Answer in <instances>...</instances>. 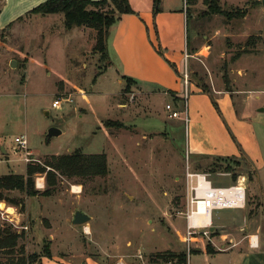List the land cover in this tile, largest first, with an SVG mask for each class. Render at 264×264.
I'll list each match as a JSON object with an SVG mask.
<instances>
[{
  "label": "rangeland",
  "instance_id": "rangeland-1",
  "mask_svg": "<svg viewBox=\"0 0 264 264\" xmlns=\"http://www.w3.org/2000/svg\"><path fill=\"white\" fill-rule=\"evenodd\" d=\"M43 1L0 2V175H25L27 163L76 149L105 153L109 171L88 178L58 176L50 196L0 189L5 198L0 227L23 233L20 253H41L46 241L52 257L43 264H91L88 258L94 264H180L160 257L167 251L186 252L184 264H220L226 261V254L216 256L225 247L220 233L200 217L199 226L189 228V187L197 182L189 173L202 174L215 186L244 177L247 216L259 220L264 244V169L256 171L244 157L194 160L185 102L162 96L148 104L137 88L123 90L116 68L95 49L96 30L67 29L63 13L29 12ZM133 3L137 8L146 1ZM168 3L185 16L180 35L173 32L178 44L203 51L188 68L210 93L232 91L239 116L253 123L264 153L263 0H219L221 10L246 12L234 19L204 15L205 0L191 6L186 0ZM89 8L109 12L114 6ZM56 99L64 100L59 108L53 107ZM118 119L129 127L107 124ZM52 127L61 134L48 139ZM21 136L27 137L28 154L16 142ZM35 188H47L46 173L35 175ZM76 209L90 221L73 224ZM8 257L0 253V262Z\"/></svg>",
  "mask_w": 264,
  "mask_h": 264
},
{
  "label": "crops",
  "instance_id": "crops-1",
  "mask_svg": "<svg viewBox=\"0 0 264 264\" xmlns=\"http://www.w3.org/2000/svg\"><path fill=\"white\" fill-rule=\"evenodd\" d=\"M143 1L146 4L136 8L133 0H129L134 13L120 15L110 29L108 54L119 82L124 84L122 89L127 86L125 77H129L134 80L130 89L137 88L149 100L148 104L162 96H169L176 104L185 102L189 152L194 155V160L244 157L256 171L264 169V153L253 123L239 116L232 91L216 88V95L204 91L198 74L191 71L190 66L188 68L189 60L202 55L203 51H192L186 43L180 46L177 37L173 36L175 30L180 35L185 17L182 10L171 6L168 0H161L159 10L155 11L154 0ZM185 74L188 75L187 82ZM120 107L128 108V104L120 103ZM179 117L180 114L173 119ZM121 123L129 127L123 121ZM246 209L245 206L215 209L209 215V222L200 217L203 224L211 223L218 231L216 233H220V240L224 241V249L216 253L218 258L223 255L220 253L226 254V261H219L220 264H264L259 220L249 218ZM88 259L91 264L96 263ZM46 261L47 257H43L42 264Z\"/></svg>",
  "mask_w": 264,
  "mask_h": 264
},
{
  "label": "trees",
  "instance_id": "trees-1",
  "mask_svg": "<svg viewBox=\"0 0 264 264\" xmlns=\"http://www.w3.org/2000/svg\"><path fill=\"white\" fill-rule=\"evenodd\" d=\"M187 5H195L198 0H186ZM3 2V0H0ZM161 0H154V10H159ZM219 0H205L208 5V10L204 15L222 14L229 19L243 18L246 14L243 10H235L234 12H226L219 7ZM113 5L114 8L109 12H102L99 10L90 9L89 7L103 8L106 5ZM187 6L188 18L191 16ZM30 13H63L65 17V26L71 30L74 27L86 26L96 30V44L95 49L102 52L103 55L109 59L107 42L110 34V29L116 23L119 16L126 13H134L129 0H46L35 6ZM1 13V8H0ZM110 60V59H109ZM127 86L125 90L130 89L134 80L125 77ZM204 91L207 89L204 87ZM215 107L219 110V105L214 96H212ZM117 124L123 126L121 122L109 120L107 124ZM234 157L228 158H214L220 160H231ZM236 159V158H235ZM108 161L105 153L87 154L82 149H76L71 153L52 155L48 160L41 163L29 162L27 163L26 173L24 174H6L0 175V189L1 190H17L28 194L29 196H36L38 193L45 196H50L55 192L59 177H94L105 176L108 174ZM46 173L47 188L43 191H38L35 188V175ZM236 175L233 179L237 181ZM5 199L3 194H0V200ZM17 205L18 202L12 200ZM19 205V204H18ZM23 209V208H22ZM23 233H18L13 230L11 226L0 227V253L8 255L7 262L0 264H42L43 257H52L50 244L45 241V245L41 253L33 252L32 254L20 253L24 248L19 247V239ZM17 248H20L17 249ZM18 252V253H17ZM210 253V252H209ZM22 255V256H18ZM166 262L178 259L180 264L187 262L186 252L174 253L165 252L160 255Z\"/></svg>",
  "mask_w": 264,
  "mask_h": 264
},
{
  "label": "built area",
  "instance_id": "built-area-1",
  "mask_svg": "<svg viewBox=\"0 0 264 264\" xmlns=\"http://www.w3.org/2000/svg\"><path fill=\"white\" fill-rule=\"evenodd\" d=\"M188 75L185 74V80L187 82ZM64 100L56 99L53 102V107L59 108ZM168 109H171L170 104L167 105ZM173 117H178L179 112L173 111ZM188 121L187 114L185 116ZM16 142L28 152V140L26 136L16 138ZM197 177V182L189 187L190 198L188 200L190 212L188 219L190 222L189 228H196L199 226V217H196L200 213L201 208L203 210L202 215L209 216L215 209L226 208H238L244 207L246 203V189L244 185L245 178H239L236 183L229 186H215L210 180L202 174L189 173V177ZM252 244H254L252 242Z\"/></svg>",
  "mask_w": 264,
  "mask_h": 264
},
{
  "label": "water",
  "instance_id": "water-1",
  "mask_svg": "<svg viewBox=\"0 0 264 264\" xmlns=\"http://www.w3.org/2000/svg\"><path fill=\"white\" fill-rule=\"evenodd\" d=\"M263 3H264V0H263ZM15 65H16V60H12L11 66L13 67ZM59 134H61V130L56 128V127H52L48 131L47 138L50 139L51 137L57 136ZM90 219H91V216L88 213H86L80 209H76L75 212L73 213L72 223L77 224V225H82V224L90 221ZM211 229H213V228H211Z\"/></svg>",
  "mask_w": 264,
  "mask_h": 264
},
{
  "label": "bare ground",
  "instance_id": "bare-ground-1",
  "mask_svg": "<svg viewBox=\"0 0 264 264\" xmlns=\"http://www.w3.org/2000/svg\"><path fill=\"white\" fill-rule=\"evenodd\" d=\"M247 175V174H246ZM246 180V179H245ZM247 186V185H246ZM11 209V208H10ZM202 213H203V210H202V208H201V211H200V213H198V215H196V217H202V219L204 218V219H208V222H209V220H210V216H201L202 215Z\"/></svg>",
  "mask_w": 264,
  "mask_h": 264
}]
</instances>
